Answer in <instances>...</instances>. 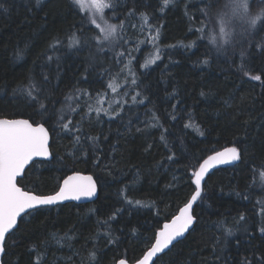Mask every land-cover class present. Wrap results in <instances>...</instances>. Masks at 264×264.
<instances>
[{
	"label": "trees",
	"instance_id": "1",
	"mask_svg": "<svg viewBox=\"0 0 264 264\" xmlns=\"http://www.w3.org/2000/svg\"><path fill=\"white\" fill-rule=\"evenodd\" d=\"M41 2L42 7H37L35 0H0L8 9H0V117L41 122L23 99L13 98V89L26 85L29 76L43 84L53 100L50 107L56 110L55 126L46 124L52 133L53 158L28 168L18 183L37 194H50L68 174L81 171L91 173L100 190L94 202L44 206L24 217L7 238L3 263L116 264L121 258L139 259L154 233L194 190L191 173L202 160L236 146L242 159L214 170L206 179L207 196L194 207L195 230L160 255L156 264H262L264 54L253 48L251 58L242 62L229 46L222 53L213 49L208 65L195 63L203 59L204 47L185 49L180 42L195 41L199 33L190 34L189 29L207 23L197 13L198 7H204L201 0H176L163 12L162 0H138L143 5L138 11L149 14V36L138 38V45L131 42L129 48L128 42H122L115 48L106 46L105 53L93 49L101 62L106 61L93 69L89 49L75 51L64 39L85 18L83 10L77 15L71 0ZM121 3L132 6V0ZM185 3L190 5L187 16ZM125 19L121 13L119 20ZM126 22L142 23L139 16ZM154 28L160 31L158 41L153 40ZM57 40L61 43L51 50ZM249 40L237 29L236 52L247 48ZM157 47L160 59L141 67ZM17 49H25L22 59L15 58ZM121 52H125L122 58ZM128 56L136 70L137 84L130 89L136 100L128 96L110 114L93 115L84 104L86 98L108 90L109 83L122 74ZM255 75L261 80H253ZM73 88L86 92H73ZM66 97H72L74 107L81 105L80 109L72 114ZM61 115L80 131H62L57 123ZM77 135L80 144L73 138ZM89 137L99 140L94 144ZM172 153L175 157L170 161L167 157ZM228 229H233V235L226 237ZM92 252L95 260L90 259Z\"/></svg>",
	"mask_w": 264,
	"mask_h": 264
},
{
	"label": "snow or ice",
	"instance_id": "2",
	"mask_svg": "<svg viewBox=\"0 0 264 264\" xmlns=\"http://www.w3.org/2000/svg\"><path fill=\"white\" fill-rule=\"evenodd\" d=\"M77 15L81 10L84 12V17L77 23L79 27L74 25L75 31L64 39L67 42V47L75 51H81L85 47L89 49L88 63L95 69L102 67L101 62L95 53H105L106 46L115 48L122 43V33L125 31V22L128 17L135 18L139 16L143 23H147L149 14L147 12L138 11L141 5L138 0H132V6L127 7V3H121V0H89L87 8L84 7V0H71ZM176 0H162L160 11L163 12L167 6L175 5ZM204 7H198L197 13L205 18L207 23L202 22L199 29L190 28L189 33L197 35L195 41H190L184 45L185 49L198 50L201 46L205 51L203 59H199L195 63L208 65L211 62L210 53L214 49L218 53L226 52L229 46L233 49V54L238 55L239 59L244 62L251 58V49H256L258 53L264 54V0H201ZM37 7H42L41 0H35ZM185 3V15H188V7ZM0 9L8 11L3 3H0ZM89 11L91 15H88ZM105 12H110L111 16L105 18ZM123 13L125 20H119L120 14ZM196 13L193 14L194 18ZM190 18V19H191ZM111 20L118 22L112 23ZM217 22L219 26L217 27ZM211 26V28H210ZM132 27H135L133 25ZM239 29L240 35H245L250 38L247 48H241L236 52L235 34ZM153 40L158 41L160 37L159 28H154ZM259 37L257 40L256 38ZM61 42L56 41L54 45H50L51 50H56V47ZM171 47H175L174 45ZM27 46H25V49ZM25 49L16 50V59H22ZM95 49V53L92 51ZM160 49L157 47L155 57L141 67H147L148 63H155L160 59ZM125 52L119 53L122 58ZM52 60L51 56L47 57ZM122 62V59H121ZM234 62V61H233ZM243 66V64H242ZM88 72V68L85 69ZM247 75V73H245ZM87 77L85 76L84 79ZM253 80H261L260 75L252 77ZM44 83L48 82V77H43ZM135 84V79L132 80ZM112 87L111 82L108 85ZM22 93L21 97H17V92ZM84 91L73 88V92ZM115 91V89H113ZM99 95V94H98ZM139 95V94H137ZM201 95H205L201 92ZM14 99H23L25 105L32 109L33 117H39L41 122L33 119H9L0 117V255L6 254L7 237L18 230V218L23 222L24 217L34 215L43 206L55 205L65 200L73 199L80 200L82 197H93L97 194V184L91 175L82 176L79 172H73L63 178L62 183L58 184V190L50 195L36 194L33 191H25L18 186V179L22 180L27 175V169L34 167L37 163L44 164L49 162L47 159L37 161L34 158H50L52 153L49 150V129L46 124H52L56 116V110L51 108L53 104L52 97L46 94L43 84H37L34 79L29 76L27 84L17 85L13 89ZM70 97H66V100ZM133 101L136 96L132 97ZM47 102V103H46ZM143 103V101H140ZM74 111V109H72ZM97 114L107 110L97 108ZM119 115V113H111ZM65 121V117L61 115L57 123L62 131L68 132L80 131L72 121ZM190 125H186L188 127ZM139 131V129L137 130ZM203 135L204 133H200ZM77 144H80V137H73ZM95 144L99 137H89ZM107 139V137H105ZM165 138L162 135L161 140ZM165 146H167L165 144ZM87 156V152H84ZM175 153L168 156L167 159L172 161ZM242 159V150L239 147L233 146L225 149L222 152H215L203 160L191 173V184L194 190L186 198V202L179 209V213L173 216L170 222H167L154 233V242L147 247L141 258L136 259L134 264H156V260L161 254H166V250H170V246H174V242H179L178 238H182L186 233L195 230L198 224V216L195 214L194 205L198 201L205 200L206 191V174L211 168L216 165L238 161ZM97 166L99 160H97ZM131 203V201H129ZM136 203H140L137 201ZM115 216V214H113ZM240 221L245 220L243 214L239 217ZM135 231V230H133ZM259 231L264 234V227ZM233 235V229H228L226 237ZM225 237V238H226ZM115 241H110L114 243ZM219 243V241H217ZM90 259H96V253H90ZM119 264H127L125 260H121ZM264 264V261H262Z\"/></svg>",
	"mask_w": 264,
	"mask_h": 264
},
{
	"label": "rangeland",
	"instance_id": "3",
	"mask_svg": "<svg viewBox=\"0 0 264 264\" xmlns=\"http://www.w3.org/2000/svg\"><path fill=\"white\" fill-rule=\"evenodd\" d=\"M88 3L89 0H84L85 8H87ZM89 15H91L90 11H89ZM105 18H107L106 12H105ZM133 25H135V27H132ZM133 25L125 22V31L121 34L122 42H128L127 45L128 48L131 42L136 43L138 38L142 39L144 37V39H146L147 36H149V30H147V28L149 27L150 24L148 22L146 24L142 22L141 25H138V23ZM140 44L141 47L145 45L143 42H141ZM156 52L157 49L153 54L149 55L148 58L145 59V62L143 60V63H141V65H144L148 61L152 60L155 57ZM133 63L134 60L131 58V56H128L122 74H120L115 79V81L112 83V87H109L108 90L102 92L99 95L97 94L92 96L91 98H86L87 102H85L84 104H86L87 108L93 115L98 117L107 115L104 111H101L97 114L95 110L97 108H103L108 112L115 111L117 106L120 105L125 99H129L130 97L132 98L134 96L133 94L130 93V89H132V87L137 84L136 70ZM152 64L153 63H148L147 67L151 66ZM147 67H143V68H147ZM133 79H135L136 81L135 84L132 83ZM113 89H115V91H113ZM68 102H71V106L74 109V111L71 112L72 114L80 109L81 105H76L74 107L72 97L69 98Z\"/></svg>",
	"mask_w": 264,
	"mask_h": 264
},
{
	"label": "water",
	"instance_id": "4",
	"mask_svg": "<svg viewBox=\"0 0 264 264\" xmlns=\"http://www.w3.org/2000/svg\"><path fill=\"white\" fill-rule=\"evenodd\" d=\"M12 119H28V118H24V117H14V118H12ZM45 127L46 128H48L46 125H45ZM49 129V128H48ZM49 137H50V139H49V150H50V152L52 153V151H51V142H52V133H51V131L49 130ZM230 147H233V146H228V147H225V148H223V149H220V150H218V151H215V152H222V151H224L225 149H227V148H230ZM215 152H213V153H211V154H209V155H213ZM208 155V156H209ZM207 156V157H208ZM206 157V158H207ZM53 158V154H52V156L50 157V158H40V157H37V158H34L35 160H45V159H47V160H51ZM206 158H204V159H206ZM203 159V160H204ZM203 160H202V162L201 163H203ZM239 162V160L238 161H231V162H228V163H224V164H219V165H216V166H214L213 168H211L210 170H209V172L206 174V177H205V181H206V179H207V177H208V175L210 174V173H212L214 170H216V169H218V168H221V167H227V166H233V165H235V164H237ZM75 172H79L82 176H89V175H91L92 177H93V180H95L96 181V184H97V194L95 195V196H93V197H82L80 200H73V199H69V200H65V201H63V202H59L58 204H55V205H49V206H56V205H59V204H65V203H68V202H74V203H79V204H85V203H91V202H94L97 198H98V195H99V190H100V188H99V184H98V182H97V180H96V178L91 174V173H88V172H81V171H75ZM73 174V172L72 173H70V174H68V175H72ZM67 175V176H68ZM66 176V177H67ZM66 177H64V178H66ZM19 180V179H18ZM63 180V179H62ZM61 183H62V181H61ZM18 186L19 187H21V188H23L19 183H18ZM24 189V188H23ZM25 191H29V190H26V189H24ZM58 190V189H57ZM56 190V191H57ZM54 193V192H53ZM53 193H50V194H53ZM37 194V193H36ZM50 194H43V195H50ZM44 207V206H43ZM182 207V206H181ZM180 207V208H181ZM194 207H195V205H194ZM179 213V210H178V212L175 214V215H177ZM174 215V216H175ZM170 220H171V218L169 219V220H167V221H165L163 224H162V226H161V228L163 227V225L165 224V223H167V222H170ZM19 218H18V224H19ZM160 229V228H159ZM158 229V230H159ZM157 230V231H158ZM187 234L188 233H186L185 234V236L184 237H182V238H178V240L180 241V240H182V239H184L186 236H187ZM154 242V241H153ZM177 242H174V244H176ZM173 246H170V249L172 248ZM168 250H166V252H167ZM162 255V254H161ZM3 256H4V254L3 255H0V264H4L3 263ZM121 260H125L126 262H127V264H134V261L132 262V261H130V260H128L127 258H121V259H119L117 262H116V264H119V262L121 261Z\"/></svg>",
	"mask_w": 264,
	"mask_h": 264
},
{
	"label": "flooded vegetation",
	"instance_id": "5",
	"mask_svg": "<svg viewBox=\"0 0 264 264\" xmlns=\"http://www.w3.org/2000/svg\"><path fill=\"white\" fill-rule=\"evenodd\" d=\"M19 117H23V116H19ZM7 118H9V119H12V118H14V117H7ZM24 118H26V117H24ZM8 238V237H7ZM154 241V240H153ZM150 246V245H149ZM142 257V256H141ZM140 257V258H141Z\"/></svg>",
	"mask_w": 264,
	"mask_h": 264
},
{
	"label": "bare ground",
	"instance_id": "6",
	"mask_svg": "<svg viewBox=\"0 0 264 264\" xmlns=\"http://www.w3.org/2000/svg\"><path fill=\"white\" fill-rule=\"evenodd\" d=\"M177 212H178V211H177ZM177 212H176V213H177ZM176 213H175V214H176ZM175 214H174V215H175ZM174 215H173V216H174ZM173 216H172V217H173ZM172 217H171V218H172Z\"/></svg>",
	"mask_w": 264,
	"mask_h": 264
}]
</instances>
